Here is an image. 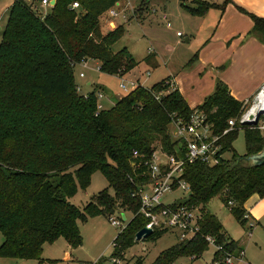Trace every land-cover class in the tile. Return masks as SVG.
Masks as SVG:
<instances>
[{"label":"trees","instance_id":"1","mask_svg":"<svg viewBox=\"0 0 264 264\" xmlns=\"http://www.w3.org/2000/svg\"><path fill=\"white\" fill-rule=\"evenodd\" d=\"M75 1L80 8H71ZM121 1L57 0L43 17L24 0H14L11 6L0 44L2 257L56 264L57 260L43 258L45 242L63 236L71 247H77L83 241L80 221L130 211L133 217L114 239L113 257L121 258L149 221L139 213L141 201L136 193L150 180L145 162L158 147L174 152L176 142L169 125L174 119L188 120L193 108L179 89L170 90L169 78L149 87L139 85L112 107L101 110L97 91L84 94L78 89L75 66L84 60L100 61L101 71L110 75H124L138 65L127 48L117 52L111 48L124 36L125 26L105 31L101 23V17ZM181 1L196 16L214 8L224 10L233 3L252 18V32L264 39V16L234 0L221 4L191 0L192 5ZM245 104L218 80L214 92L197 107L208 114L213 130L222 134L228 121L245 111ZM242 129L244 155L234 152L216 165L199 161L185 165L181 179L187 181L189 190L182 203L204 209L200 231L163 250L152 264H176L181 257H200L210 246L208 235L228 251L238 254L243 250L217 215L205 210L220 196L245 226V203L254 194L264 197V163L252 165L247 159L264 148V133L238 122L222 137V153L234 150L233 143ZM135 150L138 158L133 156ZM95 171L104 173L114 195L106 188L82 209L69 199L79 186H89ZM165 231L155 229L146 238L156 240ZM220 257L216 251L214 260Z\"/></svg>","mask_w":264,"mask_h":264},{"label":"rangeland","instance_id":"2","mask_svg":"<svg viewBox=\"0 0 264 264\" xmlns=\"http://www.w3.org/2000/svg\"><path fill=\"white\" fill-rule=\"evenodd\" d=\"M208 1L219 4L224 2V0ZM13 2L14 0H0V44ZM141 3L147 4L141 8ZM185 3L192 5L191 0H185ZM121 4L126 19L123 17L110 19L104 14L101 17V23L105 31L119 25L125 26L124 36L116 41L111 48L114 52L127 48L138 62V65L131 70L129 77L135 76L139 79L136 81H141L139 82L141 85L149 87L167 76L181 77L183 75L188 87L186 95L190 96L195 87L193 82H190V77L198 70L196 68L199 65L203 42L216 31L221 11L212 9L204 16L192 15L182 5L181 0H147L146 2L144 0H122ZM49 9L47 8L46 11ZM41 10L45 9L41 8ZM168 22L171 23V26L167 25ZM178 32L183 35L180 36ZM188 38L189 41L186 40ZM99 66L100 61L95 59H88L85 65L77 64L75 66V82L82 84L92 80L94 91L102 89L112 98V103L104 101L105 106L110 108L120 98L119 95L126 94L119 87L120 77L117 74L110 75L98 71L97 67ZM192 69L194 70L192 71ZM81 71L86 74L84 78L80 77ZM148 72H150L149 76ZM127 77V80H133ZM81 92L85 94L82 89ZM186 99L188 100V98ZM188 101L191 105L196 103L197 106L204 102V100ZM233 147V151L224 153V158H231L234 152L239 155L246 153L243 129L239 131ZM158 155L160 156L159 162L165 164L167 155L162 152H158ZM106 188L113 196L114 190L109 187L104 173L95 171L91 176L89 186L87 188L79 186L77 193L69 200L84 209L88 203L96 201L99 193ZM147 190H150L149 185ZM187 196V191L177 189L167 193L163 202L165 204L181 202ZM244 208L251 213L250 219L255 222L254 228H250L248 225L244 226L238 221L230 208L223 204L220 196L214 197L207 204L205 210L217 215L232 239L241 241L246 254L243 256L244 260L251 264H264V197L257 194L252 195L245 203ZM122 212H116L112 216L119 219L122 214L126 217V220H124V216L122 217L123 221L129 222L133 213ZM79 226L83 237L81 245L73 248L63 236H60L54 241L45 242L43 258L57 260L56 264H114L112 261L115 249L114 239L123 228L113 225L110 218L104 215L91 216L85 222L80 221ZM181 233L179 229L170 228L156 240L147 238L136 240L121 257V264H152L163 250L181 240ZM3 241L4 235L0 231V245ZM215 252V246L210 245L209 249L205 250L200 257H181L176 261V264H214ZM0 264H38V261L0 256ZM235 264H240V262L236 261Z\"/></svg>","mask_w":264,"mask_h":264},{"label":"built area","instance_id":"3","mask_svg":"<svg viewBox=\"0 0 264 264\" xmlns=\"http://www.w3.org/2000/svg\"><path fill=\"white\" fill-rule=\"evenodd\" d=\"M24 1L29 3L42 17L46 15L47 8L55 6L52 5V0ZM41 8L45 10H41ZM71 8H80L79 2H73ZM122 10L121 2H117L105 13V15L110 19L116 17H123L126 19V14H124ZM164 17L167 18V16ZM167 25L171 26V23L168 22ZM178 34L181 35V33ZM86 61L87 60H84L81 64L85 65ZM97 70L101 71V65L97 67ZM83 75L84 73L80 74V76ZM118 75L120 76L119 87L125 94L141 85L136 80H127L124 75ZM169 84L170 90H174V83L169 80ZM78 89L80 91L82 89L79 84ZM100 98H102L101 93L98 94L99 110L104 108ZM245 103V111L240 117L230 119L228 121V128L222 134L216 133L213 130V124L210 122L208 114L198 107L193 108L188 120L174 119L172 121L169 125V132L173 141L176 142L174 152L169 153L160 147L153 151L150 159L145 162L150 180L148 183L140 185L136 192L141 201L139 213L149 219L146 226L151 227L153 231L155 229H179L182 232L181 240L192 238L200 231L199 221L202 217L200 206H190L182 203V201L165 204L163 198L167 193L177 189L188 192L189 185L187 181L181 179L184 167L187 163L199 161L208 165H216L221 162L224 158L221 139L225 134L236 128L238 122L242 126L258 128L264 133V84L256 94L245 101ZM158 152L167 155V162L165 164L159 162L160 156ZM139 155V152L135 150L133 156L138 158ZM133 164L135 165V162ZM148 185L150 187L149 191L147 190ZM230 204H233V202L230 201ZM245 217L248 219L247 225L253 228L255 225L254 221H251V219L249 220V215H247V213ZM110 220L113 225L123 229L127 225L121 218L116 219L112 216ZM206 240L209 242V245L215 246L216 251L220 252L221 257L215 259L214 264H235L236 261L241 260L244 256L243 250L238 254L228 251L223 244L217 243L214 236L208 235ZM112 261L114 264H121V258L119 257H113Z\"/></svg>","mask_w":264,"mask_h":264},{"label":"crops","instance_id":"4","mask_svg":"<svg viewBox=\"0 0 264 264\" xmlns=\"http://www.w3.org/2000/svg\"><path fill=\"white\" fill-rule=\"evenodd\" d=\"M234 2L264 16V0H234ZM214 9L221 11L220 19L216 31L203 42L199 65L196 68L198 70L190 77V82L192 81L195 86L191 95H186L188 87L183 75L181 77L171 75L165 79L169 78L185 99L188 98L192 102L205 100L214 92L217 81L222 80L228 85L234 98L245 102L252 98L264 84V39L252 32L254 21L248 14L240 11L235 4L229 3L224 10ZM186 40L189 41V38ZM216 72L217 75H215ZM81 73L83 72L81 71ZM130 73L131 71L124 74V77L128 76V79L139 80L135 76L129 77ZM147 75L149 76L150 72ZM85 76L84 73L80 77L84 78ZM79 85L85 94L94 91L92 80ZM99 93L102 94L100 100L104 106V101L112 103V98L106 92L100 89L97 91V94ZM123 95H119V97ZM188 100L186 99L191 108L197 107L196 103L191 105ZM247 213H249L250 219L251 213ZM238 243L243 249L241 241ZM244 256H246L245 252ZM244 259L245 257L239 260L240 264H251Z\"/></svg>","mask_w":264,"mask_h":264},{"label":"water","instance_id":"5","mask_svg":"<svg viewBox=\"0 0 264 264\" xmlns=\"http://www.w3.org/2000/svg\"><path fill=\"white\" fill-rule=\"evenodd\" d=\"M56 2L57 0H52V5H55ZM247 159L250 160L252 165L263 164L264 163V148L259 153L247 157ZM124 220H126L125 216H124ZM152 233H153V229L151 227L145 226L136 233V240H141L143 238H146L150 236Z\"/></svg>","mask_w":264,"mask_h":264}]
</instances>
